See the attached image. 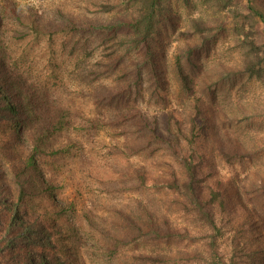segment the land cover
I'll list each match as a JSON object with an SVG mask.
<instances>
[{
  "label": "rangeland",
  "instance_id": "rangeland-1",
  "mask_svg": "<svg viewBox=\"0 0 264 264\" xmlns=\"http://www.w3.org/2000/svg\"><path fill=\"white\" fill-rule=\"evenodd\" d=\"M263 30L247 0H0V264L262 253Z\"/></svg>",
  "mask_w": 264,
  "mask_h": 264
},
{
  "label": "trees",
  "instance_id": "trees-1",
  "mask_svg": "<svg viewBox=\"0 0 264 264\" xmlns=\"http://www.w3.org/2000/svg\"><path fill=\"white\" fill-rule=\"evenodd\" d=\"M247 8H248V12H250L253 16L259 18L264 23V2L262 0H247ZM149 18L150 19L148 21H150L153 18V16L151 15ZM150 29L151 28H149V30L148 29L147 30L146 29L145 30H137L136 33L138 32V34H135V35L136 36L138 35V37L142 39L141 41H144V38L148 37L147 34L151 32ZM262 34H263V38H264V30L262 31ZM263 41H264V39H263ZM249 42L251 44L250 47L252 50V47L254 46V40L251 39V40H249ZM263 45H264V43H263ZM256 47H259V46H256ZM146 51L150 57L153 55L151 53V49L149 46H146ZM262 53H263L262 55L257 56L256 62H253V63L250 62L249 65L245 66V69H247L248 72L255 74V75H258V76L261 74L262 63L264 61V52H262ZM176 67H177L178 76L181 80L182 88L186 92H190L192 90V79L190 78L189 74L181 67V64L179 63V61H177ZM196 116L201 117V110L198 108V106L194 109L193 113L189 117V121H188L189 127H188V132H187L186 136H188V134H192V135L193 134H200V130L194 128V125L196 124L195 120L197 119ZM175 118L176 117H174V119ZM175 124H176L179 132L184 131V129L181 126V122L178 118L175 119ZM203 148L204 147L197 148L199 150V152H198V155H200L199 157H197L193 160L188 159V164H186L187 165L186 170L189 173L190 179H193L196 176V168H195L194 162L200 161V160L203 161L204 158L207 160L208 153ZM193 149H196V148H193ZM222 153H223L224 157L226 159H228V161H230V159L232 158L231 154L228 152H222ZM185 161H187V160L185 159ZM175 185H176L175 187H177V182H175ZM185 187L188 189L189 192L192 193V197H193V199H195L197 194L195 193L196 192L195 190H191L190 181L187 180V182L185 183ZM19 193L21 194L22 190H20ZM209 193H210V198H208L209 200H212V201L217 200V203L220 205V207H223V208L225 207L224 197L220 191H218L214 188H210ZM197 198H199V197L197 196ZM198 201L201 202L200 198ZM198 201L195 200L196 204L194 207H195V210L199 213L202 211V209L200 207L201 204ZM263 253H264V249H263L262 253L258 252V249L250 250L248 252V254H246L247 256L244 260L245 264H259L260 254H263ZM111 257H112V260H115L116 264H120V262L122 261L121 260L122 257H119V256H111ZM154 262H156V261L154 260Z\"/></svg>",
  "mask_w": 264,
  "mask_h": 264
}]
</instances>
